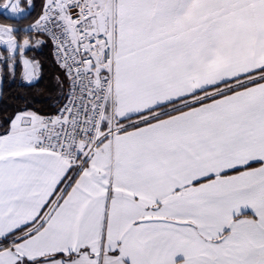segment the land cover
<instances>
[{
    "label": "snow or ice",
    "instance_id": "1",
    "mask_svg": "<svg viewBox=\"0 0 264 264\" xmlns=\"http://www.w3.org/2000/svg\"><path fill=\"white\" fill-rule=\"evenodd\" d=\"M34 11L0 0V74L60 69L0 114V264H264V0Z\"/></svg>",
    "mask_w": 264,
    "mask_h": 264
},
{
    "label": "trees",
    "instance_id": "2",
    "mask_svg": "<svg viewBox=\"0 0 264 264\" xmlns=\"http://www.w3.org/2000/svg\"><path fill=\"white\" fill-rule=\"evenodd\" d=\"M34 4L35 11L30 18L23 21L22 26L24 27L34 22L35 18L40 14L42 0H34ZM0 23L14 22L5 20L3 16H0ZM2 51L3 48L0 47V52ZM34 58L40 63V74L39 79L31 85L21 81V64L16 65L14 75L1 74L3 79V97L0 102V114L10 113L17 108L23 107H30L32 110H37L41 113L54 111L52 105L57 96L54 77L60 74V69L53 60L49 42L40 51L34 52Z\"/></svg>",
    "mask_w": 264,
    "mask_h": 264
},
{
    "label": "crops",
    "instance_id": "3",
    "mask_svg": "<svg viewBox=\"0 0 264 264\" xmlns=\"http://www.w3.org/2000/svg\"><path fill=\"white\" fill-rule=\"evenodd\" d=\"M40 39H42V40H44V43L42 44V45H40L39 47H35L34 48V52H38V51H40L43 47H45V45H48V41L43 37V36H40ZM40 74V73H39ZM21 80H22V73H21ZM37 81V80H36ZM36 81H34V82H36ZM33 82V83H34ZM26 84H28V83H26Z\"/></svg>",
    "mask_w": 264,
    "mask_h": 264
},
{
    "label": "rangeland",
    "instance_id": "4",
    "mask_svg": "<svg viewBox=\"0 0 264 264\" xmlns=\"http://www.w3.org/2000/svg\"><path fill=\"white\" fill-rule=\"evenodd\" d=\"M34 48H35V47H33V49H32L31 51L26 52V55H27L30 59H35V58H34ZM35 60H36V59H35ZM15 71H16V67H15ZM21 71L23 72L22 65H21ZM22 72H21V73H22ZM39 73H40V69H39ZM21 81L24 82V83H27V82L23 81V79H22Z\"/></svg>",
    "mask_w": 264,
    "mask_h": 264
},
{
    "label": "water",
    "instance_id": "5",
    "mask_svg": "<svg viewBox=\"0 0 264 264\" xmlns=\"http://www.w3.org/2000/svg\"><path fill=\"white\" fill-rule=\"evenodd\" d=\"M2 97H3V79H2V76L0 74V102L2 100Z\"/></svg>",
    "mask_w": 264,
    "mask_h": 264
},
{
    "label": "built area",
    "instance_id": "6",
    "mask_svg": "<svg viewBox=\"0 0 264 264\" xmlns=\"http://www.w3.org/2000/svg\"><path fill=\"white\" fill-rule=\"evenodd\" d=\"M33 23V22H32ZM48 42H49V44H50V48H51V54H52V57H53V60H54V45L51 43V41L47 38V37H45V36H43ZM53 112V111H52ZM51 113V112H50Z\"/></svg>",
    "mask_w": 264,
    "mask_h": 264
}]
</instances>
